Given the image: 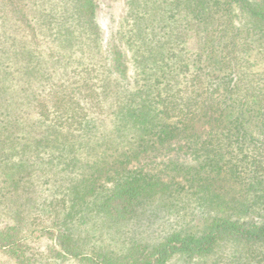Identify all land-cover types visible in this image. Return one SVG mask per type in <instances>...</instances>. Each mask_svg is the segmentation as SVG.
I'll return each instance as SVG.
<instances>
[{
	"label": "trees",
	"instance_id": "16d2710c",
	"mask_svg": "<svg viewBox=\"0 0 264 264\" xmlns=\"http://www.w3.org/2000/svg\"><path fill=\"white\" fill-rule=\"evenodd\" d=\"M124 4L125 22L104 25L96 0H0V39L18 43L20 24L28 36L21 71L0 46V162H65L60 171L73 174L55 228L59 256L215 264L229 252L233 264H264V0ZM170 152L157 173L128 167ZM101 177L111 186L98 194ZM90 198L117 222L150 228L167 208L201 223L154 243L129 231L121 252L89 253L71 231L75 202ZM12 252L24 262L20 247Z\"/></svg>",
	"mask_w": 264,
	"mask_h": 264
},
{
	"label": "rangeland",
	"instance_id": "374dc122",
	"mask_svg": "<svg viewBox=\"0 0 264 264\" xmlns=\"http://www.w3.org/2000/svg\"><path fill=\"white\" fill-rule=\"evenodd\" d=\"M124 2L125 0H96L98 21L105 25L109 18L112 17L114 21L116 20L114 25L123 24L125 22L123 17L125 13ZM0 15H2L1 7ZM2 28L4 27H0V30ZM16 29H19V32L11 35L18 38V40L21 38L20 41L14 43L9 35L10 33L7 32L0 39V46L3 45L4 52L9 54L8 59L11 66L15 70L21 71V66L25 68L26 64L25 50L28 48V42L26 41L28 36L23 24H20V28ZM121 45L123 49H126L124 41L121 42ZM132 70L131 68L130 73ZM170 154L171 152L163 155L164 158L161 156L155 157L154 162H133L128 167L140 170L139 172L143 169L157 173L158 170H161L164 159H167ZM18 163L15 168L14 162H0V231L9 233L8 236H3L5 241L14 237V240L7 243L6 246H1L0 243V264H91L87 261H79L78 258L69 254L59 256L60 247L56 238L58 231L55 228L58 226L57 221L61 220V216H59L61 210L63 212L67 210L70 202L67 200L64 202L62 198L69 199L65 192L67 191V186L73 184L69 182L73 174L60 171L62 164L65 162ZM96 166L97 162H93V169L89 171H94ZM53 170L56 171L55 174L52 172ZM35 172L38 173V176L31 179L29 177L30 174ZM20 176L24 178L21 183L22 186L20 183L19 186H11L12 182L14 180L17 181ZM101 178L96 185L98 194L105 192L111 186L110 181H106L104 177ZM30 184H32L33 188L29 190ZM92 195L93 192L86 195L85 199L92 197ZM184 196V191L175 195V197L181 199L179 205L186 208V202L183 205L184 200L182 201ZM172 198H166L165 200H171ZM91 199L87 202L81 200L77 201V203L75 202V205H81L78 206V213H75L72 219L73 230L71 231L74 240L89 253H93L95 250L108 251L113 254L121 252V248L128 241L127 239L124 242L125 240L123 239L129 236V231L130 234L136 231L133 239L154 243L163 239L167 233L185 224V222L194 225L193 228L196 226L200 227L201 223V220L196 218L190 220L191 216H189V219L183 218L179 220L181 221L179 224V217L176 218L173 213H168L167 208H162L159 218L150 225V228L146 223L140 224L136 222L134 218L117 222L116 219H110L104 213H97L93 209ZM45 204L49 206L47 212L42 209ZM64 204L67 206L64 207ZM192 204V202H189L187 207L191 208ZM12 220L18 222V224H13ZM7 225H14L17 228L7 231L3 230L4 226ZM149 231L152 232V237H150ZM3 238L1 237L0 239L3 240ZM16 247H20L24 262H21L12 252ZM179 257L178 254L174 255L170 261L163 264H198L195 260L184 262ZM232 262L229 252H225L222 253L215 264H233ZM207 263L210 264L208 261ZM200 264L206 263L202 261ZM212 264L214 263L212 262Z\"/></svg>",
	"mask_w": 264,
	"mask_h": 264
}]
</instances>
